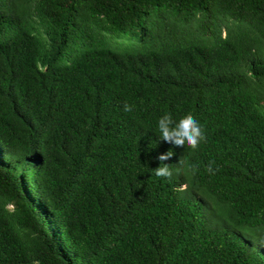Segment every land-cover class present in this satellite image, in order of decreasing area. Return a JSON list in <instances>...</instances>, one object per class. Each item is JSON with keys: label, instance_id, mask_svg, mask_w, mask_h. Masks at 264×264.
<instances>
[{"label": "trees", "instance_id": "1", "mask_svg": "<svg viewBox=\"0 0 264 264\" xmlns=\"http://www.w3.org/2000/svg\"><path fill=\"white\" fill-rule=\"evenodd\" d=\"M0 264H264V0H0Z\"/></svg>", "mask_w": 264, "mask_h": 264}, {"label": "clouds", "instance_id": "2", "mask_svg": "<svg viewBox=\"0 0 264 264\" xmlns=\"http://www.w3.org/2000/svg\"><path fill=\"white\" fill-rule=\"evenodd\" d=\"M125 112H131L133 106L125 103L123 105ZM158 130L160 138L175 147H181L197 150L202 142H206V136L199 121L193 114L187 113L182 116L178 121H175L170 114H164L158 119ZM173 155L171 150L159 154L155 159L160 163L158 167L153 168L154 174L157 177L171 179L173 177V168L170 164L165 163ZM189 168L195 171V168L189 165ZM209 173H213V168L210 164L206 169Z\"/></svg>", "mask_w": 264, "mask_h": 264}, {"label": "rangeland", "instance_id": "3", "mask_svg": "<svg viewBox=\"0 0 264 264\" xmlns=\"http://www.w3.org/2000/svg\"><path fill=\"white\" fill-rule=\"evenodd\" d=\"M8 209H11V206H8Z\"/></svg>", "mask_w": 264, "mask_h": 264}]
</instances>
